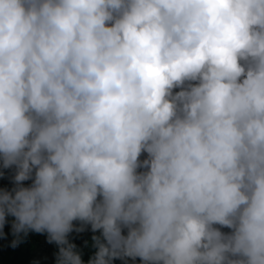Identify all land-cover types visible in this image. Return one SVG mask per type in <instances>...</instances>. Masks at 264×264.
<instances>
[{
	"label": "clouds",
	"instance_id": "clouds-1",
	"mask_svg": "<svg viewBox=\"0 0 264 264\" xmlns=\"http://www.w3.org/2000/svg\"><path fill=\"white\" fill-rule=\"evenodd\" d=\"M0 162L13 248L264 264V0H0Z\"/></svg>",
	"mask_w": 264,
	"mask_h": 264
},
{
	"label": "trees",
	"instance_id": "trees-1",
	"mask_svg": "<svg viewBox=\"0 0 264 264\" xmlns=\"http://www.w3.org/2000/svg\"><path fill=\"white\" fill-rule=\"evenodd\" d=\"M0 172L3 173V175H0V188H10L12 186V170L0 167ZM24 183L27 186L31 181H25ZM7 219L9 223H6L3 228L5 236L0 237V264H55L57 246L54 243H48L46 234L29 232L27 236H22L21 242L13 248L11 241L14 237L11 234L10 224L13 218L7 217ZM223 231L229 230L225 228ZM96 234L98 235V233ZM92 235L90 227L86 228L84 232L69 234V238L77 245L85 262L95 251L91 246L90 238ZM86 241L87 243H85ZM114 264H122V262L115 260ZM137 264H139V258H137Z\"/></svg>",
	"mask_w": 264,
	"mask_h": 264
}]
</instances>
